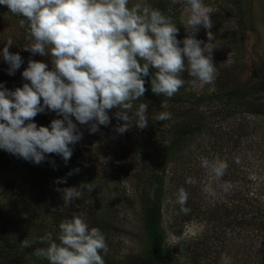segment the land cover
<instances>
[{
    "label": "rangeland",
    "instance_id": "374dc122",
    "mask_svg": "<svg viewBox=\"0 0 264 264\" xmlns=\"http://www.w3.org/2000/svg\"><path fill=\"white\" fill-rule=\"evenodd\" d=\"M148 1L129 0V7ZM166 2L177 13L173 22L179 29L177 38L183 40L188 16L185 0ZM203 3L213 10L211 31L215 39L208 40L203 26L197 39L213 49L217 67L213 82L201 86L185 70V83L173 97L155 101L143 96L141 102L148 103L149 122L143 130L133 125L126 133H117L115 127L123 121L117 120L115 110L109 112L111 123L101 125L94 134H90L89 125L77 122L83 138L71 147L80 154L63 162L64 170L57 180L66 178V183L52 187L54 192L58 187H80L84 192L71 203L86 221L94 218L105 235L109 248L107 255L101 253L105 264H139L137 257L145 244L142 200L149 194L151 172L162 178L164 252L175 264H222L223 254L231 257V264H264V115L258 114L264 110V0ZM0 10L8 8L0 5ZM16 21L6 22L0 14V83L10 90L28 82L22 72L29 59L53 67L50 56H33L23 50L32 41L23 39L27 25L21 28ZM9 38L13 40L9 51L18 52L24 59L14 75L8 74L9 65L2 57ZM233 90L235 94L230 96ZM201 95L210 98L198 104L196 99ZM162 102L166 107L162 108ZM139 103L135 102L131 113L133 123ZM160 111L171 113V118L157 121L155 116ZM178 121L200 127L187 135L169 163L164 164L163 148L169 133L153 137L151 129L158 124L166 132ZM3 153L7 154L0 149ZM217 157L228 164L220 178L210 175L201 162V158L215 161ZM5 172L0 165V180L6 177ZM82 175L87 182L81 180ZM188 178L195 183H186ZM208 186L212 193L205 191ZM181 187L189 194L185 206L191 211L187 215L176 203Z\"/></svg>",
    "mask_w": 264,
    "mask_h": 264
},
{
    "label": "clouds",
    "instance_id": "9594fccd",
    "mask_svg": "<svg viewBox=\"0 0 264 264\" xmlns=\"http://www.w3.org/2000/svg\"><path fill=\"white\" fill-rule=\"evenodd\" d=\"M0 5L22 17L21 28L27 22V38L32 42L23 50L33 56L51 57V69L43 61L28 60L22 72L28 82L22 87L10 90L0 83V149L36 165L49 154L59 155L67 163L73 155L70 145L83 138L78 124L89 125L90 134H94L101 125L111 123L110 110L123 121L116 125L117 133L124 134L133 125L145 129L149 124L148 103L141 98L147 90L146 77L151 76L153 94L168 98L184 85L185 70L201 86L215 79L213 49L197 39L201 26L207 30L209 41L215 39L211 31L213 10L203 0H185L188 16L183 40L177 38L179 29L170 16L147 4L129 7V0H0ZM12 44L9 38L2 50L9 75L24 63L18 52L9 51ZM137 101L133 123L131 113ZM46 110L62 118L53 119L50 126H38L34 118ZM170 118L167 111L155 116L157 121ZM201 162L216 178L228 168L218 157L215 161L201 158ZM51 163L55 166V161ZM56 183H66V178ZM186 183L195 181L188 178ZM56 191L62 193L66 205L82 195L80 187H58ZM205 191L213 192L210 186ZM188 196L183 187L176 193V203L185 215L191 211L185 206ZM59 229V243L47 233L39 238L47 247L34 249L35 256L49 264H105L103 255L109 251L105 235L98 227L89 228L83 214L64 219ZM31 243L24 239L21 247H31ZM221 261L231 264V257L223 254Z\"/></svg>",
    "mask_w": 264,
    "mask_h": 264
},
{
    "label": "trees",
    "instance_id": "16d2710c",
    "mask_svg": "<svg viewBox=\"0 0 264 264\" xmlns=\"http://www.w3.org/2000/svg\"><path fill=\"white\" fill-rule=\"evenodd\" d=\"M147 5L159 9L173 20L177 19V13L175 10L168 8L166 0L165 2L164 0H149ZM8 11L0 10V14L6 19V22L7 19H17L19 21L22 18ZM26 28L23 39L28 41V27ZM153 70L150 69V72L155 71ZM145 80L147 90L144 96L146 98L155 101H163L168 98L152 93L151 76L146 77ZM229 93L230 96L234 95L235 90ZM207 98L210 97L201 95L196 101L199 104ZM258 114L264 115V110L259 111ZM57 118L62 117H58L55 112L46 110L44 113L38 114L34 120L40 126H50L51 121ZM153 127L154 129H151L153 137L158 136V133H161L162 136L167 132L169 133L167 138L169 140L165 142L163 148V163L166 164L171 160L173 151L180 146L187 135L198 130L200 125L178 121L172 126L171 130L166 132L159 128L158 124ZM79 154L73 148V155L70 160L78 157ZM0 158V165L7 170V173L5 172L6 177L0 180V264H48L47 259L39 258L33 254L34 249L47 247V243H41L39 238L51 232L53 239L59 243L58 235L61 221L71 219L74 213L80 214L79 208L76 209L72 203L66 205L62 193L58 194L52 188L57 185V178L62 175L64 160L59 155L49 154L48 159L36 165L8 152L1 155ZM52 161H55V166L51 163ZM79 172L82 174L85 171L80 170ZM14 174L16 178L13 176ZM149 175L147 181L149 194L144 196L141 209L145 244L137 257V261L139 264H175L164 252V234L160 222L162 178L152 172ZM80 177L81 180L87 182L85 176ZM82 188L85 191L88 189L84 186ZM25 214H27L26 217ZM86 222L90 227L99 226L94 218ZM24 239L32 242L31 247H21V241Z\"/></svg>",
    "mask_w": 264,
    "mask_h": 264
}]
</instances>
